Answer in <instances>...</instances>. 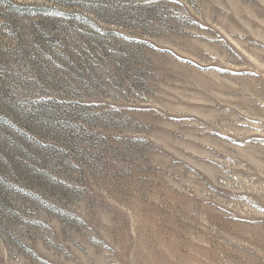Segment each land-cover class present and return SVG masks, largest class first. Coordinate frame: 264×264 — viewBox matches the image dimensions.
<instances>
[{"label":"rangeland","instance_id":"1","mask_svg":"<svg viewBox=\"0 0 264 264\" xmlns=\"http://www.w3.org/2000/svg\"><path fill=\"white\" fill-rule=\"evenodd\" d=\"M0 264H264V0H0Z\"/></svg>","mask_w":264,"mask_h":264}]
</instances>
